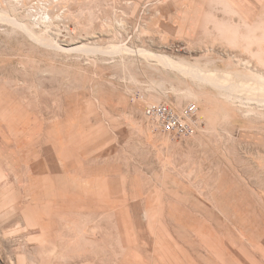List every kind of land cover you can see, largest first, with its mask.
<instances>
[{"label":"rangeland","instance_id":"374dc122","mask_svg":"<svg viewBox=\"0 0 264 264\" xmlns=\"http://www.w3.org/2000/svg\"><path fill=\"white\" fill-rule=\"evenodd\" d=\"M0 264H264V0H0Z\"/></svg>","mask_w":264,"mask_h":264},{"label":"built area","instance_id":"2783aa9c","mask_svg":"<svg viewBox=\"0 0 264 264\" xmlns=\"http://www.w3.org/2000/svg\"><path fill=\"white\" fill-rule=\"evenodd\" d=\"M196 112L197 107L194 104L180 111L169 105H157L146 108L144 117L163 133L186 137L193 134V120Z\"/></svg>","mask_w":264,"mask_h":264}]
</instances>
